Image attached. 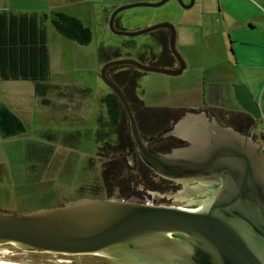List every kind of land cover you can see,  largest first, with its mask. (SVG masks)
Listing matches in <instances>:
<instances>
[{
  "label": "rangeland",
  "instance_id": "obj_1",
  "mask_svg": "<svg viewBox=\"0 0 264 264\" xmlns=\"http://www.w3.org/2000/svg\"><path fill=\"white\" fill-rule=\"evenodd\" d=\"M157 1L80 0L79 4L62 3L59 6L61 9L75 15L90 28L92 39L87 45L77 44L57 33L49 21L45 23L50 81L56 85L45 96L48 103H43L35 94L32 81H0V87L5 88L0 92V101L16 109L25 125L22 134L0 139V212H27L31 208L45 206L43 202L47 195L56 199L70 195L74 185L94 177L96 173L93 170L101 171V157L94 158L92 163L88 160L91 156L95 157L96 149H102L104 145L97 139L96 133L102 128L101 123L107 120L106 107L101 98L111 91L100 78L102 63L98 49L101 46H119L125 55L130 49L123 47V43L131 39L137 43L147 41L152 51L159 53L161 47L152 33L125 37L113 33L108 25L115 8ZM181 1L168 0L157 7H126L115 15L114 25L126 31H136L162 21L174 25L175 48L184 59L186 68L175 76L145 72L137 79V94L148 106L185 107L184 113H188L187 108H194L200 102L201 94L207 92L208 84L205 82L212 75L225 71L219 62L223 60L231 64V59L225 51L221 52V48L230 44V40L236 41L230 30L234 20L232 16L243 9L258 16L261 11L245 0H237L236 6L233 4L236 0H221L225 7L222 14L219 12V0H194L190 7L182 5L190 0ZM230 2L231 10L228 9ZM254 23L256 27L248 29L247 35L263 44L264 20L255 19ZM239 42L243 43L242 40ZM131 55L136 57L134 51ZM247 74L255 77L251 88L260 100V126L264 134V69ZM18 102L20 106L17 108ZM78 130L81 133L78 140L71 144L64 142L67 133ZM171 184L176 186L177 183ZM179 187L180 184L176 189L159 191L120 182L104 183L103 191L112 193L110 198L113 199L177 206L178 201L146 196L144 191L173 194ZM133 190L142 192L141 196ZM136 197H140L139 200ZM0 261L21 264H116L113 260L110 263L91 255L30 251L15 243L0 244Z\"/></svg>",
  "mask_w": 264,
  "mask_h": 264
},
{
  "label": "water",
  "instance_id": "obj_2",
  "mask_svg": "<svg viewBox=\"0 0 264 264\" xmlns=\"http://www.w3.org/2000/svg\"><path fill=\"white\" fill-rule=\"evenodd\" d=\"M166 1L115 8L108 25L113 33L125 37L167 29L176 65L163 67L126 56L105 61L99 74L122 104L142 162L157 175L184 184L173 194L150 190L144 194L179 205L80 197L57 207L0 212V244L15 243L36 252L101 255L116 264H264V147L198 110L184 113L170 127L188 144L171 152L156 151L142 137L124 92L109 76V70L118 66L171 76L183 72L186 63L175 48L173 24L162 21L136 31L114 25L121 9L157 7ZM193 2L182 5L190 7ZM230 87L236 103L254 119L260 118L259 99L247 84L231 82ZM189 181L216 187L208 197L190 205L195 199L189 190L195 186L187 185Z\"/></svg>",
  "mask_w": 264,
  "mask_h": 264
},
{
  "label": "trees",
  "instance_id": "obj_3",
  "mask_svg": "<svg viewBox=\"0 0 264 264\" xmlns=\"http://www.w3.org/2000/svg\"><path fill=\"white\" fill-rule=\"evenodd\" d=\"M47 21L52 24L57 33L77 44L87 45L92 39V32L87 25L75 15L63 11L51 10L44 13L0 10V81H32L33 90L43 103L49 102L45 96L52 87L55 88L56 86L50 81V62L45 26ZM115 26L119 28L117 25ZM248 27L252 29L253 26L250 24ZM151 33L154 40L161 47L159 53H154L148 44L143 46L142 49H136L133 41L127 40L123 43V47L130 49V52L123 55L119 46H101L98 49L99 60L104 63L114 58L132 56L131 51H134L135 58L141 62L163 67L176 65V60L169 48V31L167 29H157ZM245 41H255L257 44L252 45ZM245 41H243L244 45L252 46L251 48L257 52H262L263 46H261L259 40L252 39L248 35ZM223 63L224 61L221 60L219 65H223ZM256 71H260L259 68ZM144 73L133 66H118L109 70L110 78L124 92L141 135L149 143L148 145L157 151L169 152L170 149L182 145L184 142L177 140L175 137H161L162 133L169 130L172 123L184 115L185 107L146 105L137 94V79ZM239 74L241 77L245 76L251 87L252 81L250 79L253 80L255 77L249 74L246 76L244 75L245 72H239ZM252 93L254 98L259 99L253 90ZM101 102L106 107L107 120L101 123L102 128L97 130L96 137L104 145L102 149H96L100 152L95 151V157L91 156L88 160L92 163L94 158L104 157L102 161L103 168L100 172L93 170L96 174L90 181L74 185L70 195L56 199L49 194L44 199L45 206L31 208L30 210L57 207L69 200L80 197L109 198L112 193L103 191L104 183L119 184L120 182H126L127 186L143 185L144 188L159 191H168L178 187L179 184L172 186L171 183L173 182L171 180L158 176L140 159L130 137L127 115L116 94L109 91L101 98ZM220 104L222 108L225 107L224 103ZM24 130L25 125L19 116L4 103H0V139L22 134ZM80 134V130L76 133H67L64 142L71 144L79 139ZM161 143L164 144V148L162 146V148L158 147V144ZM131 151L136 156V164L133 166L128 164L126 156ZM132 192L137 196L142 194V192L134 190ZM136 198L139 200L140 197ZM91 256L106 262H113L110 258L101 255Z\"/></svg>",
  "mask_w": 264,
  "mask_h": 264
},
{
  "label": "flooded vegetation",
  "instance_id": "obj_4",
  "mask_svg": "<svg viewBox=\"0 0 264 264\" xmlns=\"http://www.w3.org/2000/svg\"><path fill=\"white\" fill-rule=\"evenodd\" d=\"M187 5V4H184ZM153 32V31H152ZM151 33V32H150ZM130 41H133L131 39H128ZM134 47L136 49H142L144 45H147V41L139 42L133 41ZM231 44V43H230ZM226 47V48H225ZM229 47V48H227ZM221 52L227 54H234L238 55L237 50L230 46L229 44H226V46H223L221 48ZM224 53V54H225ZM238 60V58H235V61ZM224 65H221V67L225 70L222 73L214 74L212 75V78H210L207 82L208 84V90L207 92L202 94V98L198 104L195 105L194 108H187L188 112H196L198 110H203L207 114H211L214 120L219 123L222 126L225 127H231L234 130L239 131L240 133L250 137L252 141L258 142L260 145H263L264 143V134L261 124V118L254 119L251 114L244 111L234 100V97L232 96L231 87L229 83L231 82H244L247 84L249 89L252 91V88L249 86L248 81L245 79V76H242L239 74V72H231L228 71L226 68L228 66L227 63H223ZM226 64V65H225ZM248 75V74H244ZM221 102L225 104V107H219L215 106L213 103L210 102ZM173 128L170 129V131H165L162 133L161 137H167L171 138L172 136L177 138V140L184 142V144L179 146H184L189 143L187 139L184 136L177 135L172 132ZM106 143V141H104ZM160 143V142H159ZM149 144V143H148ZM164 145L163 143L158 144V147L162 148L161 146ZM165 146H163L164 148ZM178 147V146H176ZM175 148V147H173ZM172 149L169 150L171 152ZM153 149V148H152ZM155 150V149H154ZM127 151V150H126ZM157 151V150H156ZM125 155V154H124ZM126 157V156H125ZM102 161L104 160V157H101ZM128 164H131L132 166L136 164V156L133 151L129 153V156H127ZM159 176V175H158ZM161 177V176H160ZM170 180V179H169ZM174 183L183 185V182L171 180ZM189 186L194 185L195 187L191 190H189L191 193L190 195L194 197V202H188L191 204H197V201L202 200L205 197H208L212 190L216 187L215 184H202L197 181H189ZM181 186L180 188H182ZM198 193V194H197Z\"/></svg>",
  "mask_w": 264,
  "mask_h": 264
},
{
  "label": "crops",
  "instance_id": "obj_5",
  "mask_svg": "<svg viewBox=\"0 0 264 264\" xmlns=\"http://www.w3.org/2000/svg\"><path fill=\"white\" fill-rule=\"evenodd\" d=\"M220 10L221 14L225 10V7L223 6L221 0H219ZM247 2L252 3L259 11H261V15H252L251 13L246 12V9L240 10L238 12H235V14L232 16L234 19L232 22L231 27V33L234 34L235 40L231 42V46L234 47L238 55L229 54V58L231 59V64H228L226 69L231 72H245L247 73H253L256 70L262 71L264 69V42L261 44L263 46L262 52H257L255 49L251 48L252 46L244 45L243 43H240L239 41L242 40L245 41L247 35L248 25H252L254 28L255 26V19H261L264 20V0H245ZM69 2H77L80 3V0H0V10H6V11H12V12H44L48 13L51 10H58L63 11L59 6H61L62 3L68 4ZM228 9L231 10L232 2L229 3ZM234 6L238 5V1L233 2ZM243 4V2H241ZM234 10V7H233ZM244 14L243 17H240L239 15ZM257 14V13H256ZM228 31V30H227ZM230 34V32H228ZM245 39V40H244ZM234 42L236 44H234ZM249 42L250 44L254 45L257 44L255 41H245ZM250 52V53H248ZM238 58V60L235 61V58ZM175 65V64H174ZM189 65V63H188ZM249 77V76H248ZM253 84V80L250 79ZM17 86H20L17 84ZM5 91V88L0 87V92ZM0 103L6 104L7 107L11 109V106L4 101H0ZM214 105H218L221 107V102H211ZM20 106V102L17 103V108ZM16 114V109H11ZM264 147V143L262 145Z\"/></svg>",
  "mask_w": 264,
  "mask_h": 264
},
{
  "label": "bare ground",
  "instance_id": "obj_6",
  "mask_svg": "<svg viewBox=\"0 0 264 264\" xmlns=\"http://www.w3.org/2000/svg\"><path fill=\"white\" fill-rule=\"evenodd\" d=\"M1 263H7V264H21V263H14V262H6V261H0Z\"/></svg>",
  "mask_w": 264,
  "mask_h": 264
},
{
  "label": "built area",
  "instance_id": "obj_7",
  "mask_svg": "<svg viewBox=\"0 0 264 264\" xmlns=\"http://www.w3.org/2000/svg\"><path fill=\"white\" fill-rule=\"evenodd\" d=\"M147 203H148V201H146ZM151 204H152V202H151Z\"/></svg>",
  "mask_w": 264,
  "mask_h": 264
}]
</instances>
